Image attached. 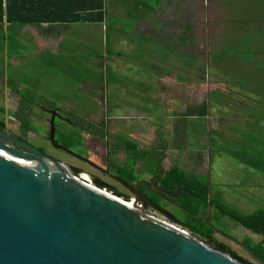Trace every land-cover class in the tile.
I'll use <instances>...</instances> for the list:
<instances>
[{
  "label": "rangeland",
  "instance_id": "obj_1",
  "mask_svg": "<svg viewBox=\"0 0 264 264\" xmlns=\"http://www.w3.org/2000/svg\"><path fill=\"white\" fill-rule=\"evenodd\" d=\"M106 3L108 32L99 34L95 30L91 44L62 51V62L41 63L11 33L10 56L21 51L28 61L16 67L9 64L8 56L5 59V52L0 55V104L9 108L10 130L57 161L123 190L117 182L50 143V118L55 111L62 118L54 120L56 143H66L67 133L79 139V145L69 149L71 153L94 162V150H98L104 157L110 156L113 171L115 165L120 166L115 162L123 161L125 156L115 146L131 141L138 144L140 153H154L159 171L178 165L197 175L209 185V195L217 197L227 208L241 215L264 210V136L254 137L235 125L214 130L217 122L220 124L224 119L221 114H229L224 105L241 113L249 104L245 97L249 92L256 95L264 92V0H106ZM146 4L158 5L155 9H159V14L152 19L145 17V38L141 40L133 34L134 21L144 17ZM115 8L119 15L111 18ZM185 33L186 46L182 42ZM98 87L103 89L101 93L94 90ZM17 88L21 96L16 93ZM97 97H102V103L96 101ZM204 99L211 113L216 114L214 129L209 127L207 147L205 122L199 117H189L193 106ZM19 103L23 106L21 111L10 110ZM220 103L223 105L219 106ZM218 107V112H212ZM124 112L131 114H121ZM18 113L31 122L26 133ZM249 144H255L256 150L247 149ZM234 150L255 156L258 166L230 158ZM142 164L140 178L147 180L156 168L155 159L142 160ZM122 196L132 197L124 192ZM167 211L180 223L186 218L176 206ZM147 212L184 231L181 225L173 224L161 214ZM215 212L212 208L211 216ZM213 226L215 244L251 264L261 263L242 245L247 240L258 245L262 241L260 236L228 217H219L217 221L214 218Z\"/></svg>",
  "mask_w": 264,
  "mask_h": 264
},
{
  "label": "water",
  "instance_id": "obj_2",
  "mask_svg": "<svg viewBox=\"0 0 264 264\" xmlns=\"http://www.w3.org/2000/svg\"><path fill=\"white\" fill-rule=\"evenodd\" d=\"M4 30L7 33V16ZM4 52L6 59L7 47ZM4 111L7 120L6 104ZM56 117L52 111L50 143L70 152L55 141ZM84 173L8 128L0 130V264H243L155 221L135 204L85 186ZM89 175L92 185L116 193V187ZM124 185L136 203L181 225L172 213L148 203L137 186ZM161 192L177 199L180 190L174 195Z\"/></svg>",
  "mask_w": 264,
  "mask_h": 264
},
{
  "label": "trees",
  "instance_id": "obj_3",
  "mask_svg": "<svg viewBox=\"0 0 264 264\" xmlns=\"http://www.w3.org/2000/svg\"><path fill=\"white\" fill-rule=\"evenodd\" d=\"M157 7L158 5L148 4L144 10V18ZM5 16H7L8 19L7 33L4 30ZM108 21L106 0H0V31L3 41L2 55L4 56V49L7 47L8 60L11 58L9 54L10 35L15 29H24L26 26L32 25L39 26L43 23L50 25L55 23L65 25L76 23H106L108 32ZM192 59L194 60V57L191 58V63ZM246 82L245 80L242 84L245 85ZM6 83L8 85V79ZM206 111L207 103L203 101L201 104L193 106L191 115H205ZM22 115L23 114H17V116L21 118V126L24 133H26L29 131L31 122L29 119L23 118L24 116ZM4 117V106L0 104L1 128L3 126ZM65 135L66 143L61 144L65 148L70 149L74 148L77 144L79 145V139L76 136L69 133ZM210 135L211 134H209V142ZM21 138L27 141L22 136ZM122 147L127 154L123 168L127 172V176L122 174L120 177L127 184H131L136 179L134 167L140 155L143 161L153 157L157 166L158 159L154 157V153L151 154L147 151L136 153V143L127 141L122 144ZM40 150L44 152L42 149ZM229 157L235 161L240 160V162H245L248 165L258 166L254 158L255 156L241 150L232 151ZM154 174L155 172L152 171V175ZM156 184L162 190L172 195L176 194L177 190H180L178 198L174 201L178 205V208L183 210L186 217L184 221L181 222V227L184 231L189 232L191 237L217 252L230 255L243 264H251L229 251L224 246L214 243L213 236L216 230L213 226L214 218L217 221L219 217H228L232 222L238 224L243 229L262 238L261 243L258 245H253V242L250 240L243 242L242 245L259 259L261 262L260 264H264V210H258L249 215H241L227 208L217 197L212 198L211 195H209V185L207 183L201 182L197 178V175L187 173L178 165H173L170 169L161 171V175L159 174V177L156 179ZM116 195L122 196V193L116 192ZM212 208L216 211L214 216L210 214Z\"/></svg>",
  "mask_w": 264,
  "mask_h": 264
},
{
  "label": "crops",
  "instance_id": "obj_4",
  "mask_svg": "<svg viewBox=\"0 0 264 264\" xmlns=\"http://www.w3.org/2000/svg\"><path fill=\"white\" fill-rule=\"evenodd\" d=\"M111 12H112L111 18H115L117 15H119V11H117V8L113 9ZM158 14H159V9H155L151 13H149L146 17L152 19L154 16ZM109 19L110 18L108 17V20ZM144 21H145L144 17L134 21L136 25L134 26L133 34L136 36H140L141 40L145 38L143 35ZM93 31L98 32L99 34H101V31L107 32V24L106 23H102V24L76 23V24L65 25V24L55 23L50 25L47 23H43L39 26L32 25V26H26V28L24 29H15L12 33L14 34L15 37H17L18 41L20 42V45H25L23 46L24 49L26 51H30L35 56V59H37L43 64H55L57 62H62V60H64V58H62V51L69 52V51H73L78 45L91 44L90 38L92 33H94ZM186 38L187 36L185 33L183 34V41H182L185 44L184 46H186V43L184 42ZM189 43H190V39H189ZM132 47L133 46L129 47V51H132L130 50L132 49ZM0 55H2V46H0ZM183 60L186 61V57ZM27 61H28V57H24L21 54V51H18L11 56V58L9 59V64L17 67L20 66L22 63H27ZM137 72L138 71H136V73ZM100 88L101 87H98L97 89L94 90H98V92L101 93L103 89ZM16 93L20 95L19 94L20 89L17 88ZM256 93L257 95L249 92V94L245 96L247 97V99H249V104L246 107H244L241 113L240 111L236 112L235 110L230 108L229 105H224L229 114L228 115L221 114V118L222 119L224 118L225 120L223 119V121H220V124L219 122H217L216 124L217 128L215 129L213 122H215L214 118L216 117V114L211 113L209 104L207 105V111L205 115H198V114L189 115V117L190 116L199 117L201 119V122L202 121L205 122L204 132L207 134L206 147L209 144V134H211V129L223 130L225 127L227 129V127L230 125L240 126L241 129L253 133L254 137L262 138L264 136V92H256ZM96 101L102 103V97H97ZM203 101L207 102V99L200 101L199 104H201ZM222 105L223 104L220 103L219 106ZM22 109L23 106H21V104L19 103L15 108L10 110L16 112L17 110L21 111ZM126 109L131 110V108H126ZM218 109L219 107L213 109L212 112L214 111L218 112ZM7 111L9 112L8 107H7ZM117 114L119 115L120 113ZM121 114L130 115L131 113L124 112ZM209 127L211 129H209ZM175 128L177 129V127ZM230 134L233 135L234 133H230ZM207 149H209V146ZM247 149L256 150V145L249 144L247 146Z\"/></svg>",
  "mask_w": 264,
  "mask_h": 264
},
{
  "label": "flooded vegetation",
  "instance_id": "obj_5",
  "mask_svg": "<svg viewBox=\"0 0 264 264\" xmlns=\"http://www.w3.org/2000/svg\"><path fill=\"white\" fill-rule=\"evenodd\" d=\"M4 109H5V105H4ZM4 116L5 117H4L3 126H2V128L0 126V130L4 131L6 128H8L10 130L8 119L6 120L5 111H4ZM57 117L62 119L60 116H57ZM18 136L21 138V135H18ZM119 146H120V149H119ZM115 150L118 152H122V153L124 152L125 156H124L123 161L122 160H120L119 162L114 161L115 164H118L120 166L117 167V165H115L113 171H111L112 165L108 161L110 156L107 155L104 157L103 154L98 150H94V154H95L94 157H96V161H94L95 163L91 162V161L90 162L86 161L87 159L81 157L78 154L67 152L64 150H62V151L66 152L67 154H69L73 157H76V158L84 161L93 170L97 171L102 176L117 182L119 185H121L123 187V190L118 189L116 187V192H119V193L124 192L125 194H128V193L131 194L129 188L124 185V183H126V182L120 177V175H122V174L127 176V172L123 169L126 158H127V154H126V151L123 149L121 142H119L118 146L115 147ZM139 150L141 151V149L138 147V144L136 143V153L137 154L140 152ZM110 161H111V159H110ZM142 169H143V164H142V159H141V155H140V157L137 158L136 163H135V167H134V173L136 175V179L131 184H127V183L126 184L128 186H130L131 188H134L137 186V190H138L139 194L143 198H145L148 203L156 204L165 210L169 209V207H171V206L178 207V205L174 201L176 199L171 197V196H167L166 194L161 192L162 189L156 184V179L159 177V174L161 175V171L158 170V166H156V168L154 170L155 174L151 175V177L148 178L147 180H143L140 178V177H142ZM82 178L85 179L89 184H91L92 177L90 175L83 174ZM92 186L97 188L98 190L106 193V194H110L108 191H105L103 189H99L98 187H96L94 185H92ZM131 195H133V194H131ZM146 210H151V211L155 212L156 214L158 213L157 211H155L154 209H152L149 206L146 208Z\"/></svg>",
  "mask_w": 264,
  "mask_h": 264
},
{
  "label": "built area",
  "instance_id": "obj_6",
  "mask_svg": "<svg viewBox=\"0 0 264 264\" xmlns=\"http://www.w3.org/2000/svg\"><path fill=\"white\" fill-rule=\"evenodd\" d=\"M84 174H88V173H84ZM89 175V174H88ZM91 183H92V181H91ZM99 189H101V188H99ZM103 190H105V191H108L111 195H114L115 197H118L120 200H122V201H125V203H127V204H129V205H131V204H135V206H136V208L139 210V211H141V212H143L145 215H147L148 217H150V218H153V219H155V221H158V222H161V221H159V219L157 218V217H155L154 215H152V214H149L148 212H147V210L144 208V206H143V203H136L135 202V197L133 196V195H131L132 197H130V198H125V197H123V196H118V195H116V193H112V192H110L109 190H107V189H103ZM161 223H163V222H161ZM164 224H166V225H170L169 223H164ZM171 226V225H170Z\"/></svg>",
  "mask_w": 264,
  "mask_h": 264
},
{
  "label": "bare ground",
  "instance_id": "obj_7",
  "mask_svg": "<svg viewBox=\"0 0 264 264\" xmlns=\"http://www.w3.org/2000/svg\"><path fill=\"white\" fill-rule=\"evenodd\" d=\"M73 180H74V179H73ZM75 180L78 181V182H82V181L79 180V179H75ZM82 180H85V179H82ZM85 181H86V180H85ZM82 183H83V182H82ZM85 184H86L85 186L88 185V187H90L91 189L95 190L96 192H98V193H100V194H103V195H106V196H110L109 194H106V193H104V192L98 190L97 188L93 187L91 184H88V183H85ZM112 196H113V195H112Z\"/></svg>",
  "mask_w": 264,
  "mask_h": 264
}]
</instances>
